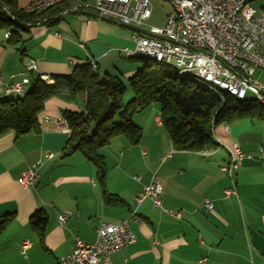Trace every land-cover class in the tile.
I'll use <instances>...</instances> for the list:
<instances>
[{"label": "crops", "instance_id": "crops-1", "mask_svg": "<svg viewBox=\"0 0 264 264\" xmlns=\"http://www.w3.org/2000/svg\"><path fill=\"white\" fill-rule=\"evenodd\" d=\"M32 1L17 0L23 9ZM130 33L111 21L67 13L54 26L31 27L24 34L22 53V45H9L0 30V96L17 97L5 96V87L21 80L12 76L30 61L37 66L33 74L48 77L67 76L76 66L95 62L100 74L128 79L137 72L122 51L134 45ZM132 98L130 94L125 100ZM80 110L53 98L38 116L39 133L16 137L9 131L0 136V216L16 214L0 235V264H58L73 251L77 237L92 244L102 223L116 224L132 212L138 217L130 224L137 241L112 254L113 264H264V123L218 125L214 137L220 147L180 152L157 121L158 104L136 113L133 120L143 130L140 143L132 145L121 136L102 149L108 189L125 202L108 206L95 166L79 152L63 154L71 133L61 123L64 112ZM234 144L247 157L230 178L223 167L229 161L226 147ZM49 153L53 157L48 158ZM37 162L41 165L34 185L22 188L19 178ZM155 174L168 212L153 208L150 199L137 202ZM233 186L237 195L227 196ZM206 199L213 202L211 211ZM37 211L48 216L44 244L30 226ZM62 214L67 216L64 225ZM26 240L32 245L24 256Z\"/></svg>", "mask_w": 264, "mask_h": 264}, {"label": "trees", "instance_id": "trees-1", "mask_svg": "<svg viewBox=\"0 0 264 264\" xmlns=\"http://www.w3.org/2000/svg\"><path fill=\"white\" fill-rule=\"evenodd\" d=\"M255 1L258 0H249L251 5ZM68 6L66 3L43 12L29 13L17 0H0V30L9 33L6 38L9 45H22L19 50L25 53L24 34L37 25H56ZM260 12H264V6ZM137 60H143L144 65L128 78L133 92L129 102L125 100L128 87L123 78L118 74H100L97 64L96 67L92 63L78 65L67 76H51L53 83L43 80L42 74L31 73L30 85L23 95L0 96V136L9 131L16 137L39 133L38 116L50 99L81 107L83 110L64 112L71 133L63 154L68 157L79 152L91 162L96 168L97 183L105 204L121 206L125 204L124 200L108 189L102 149L121 136L132 145L140 143L143 130L133 120L136 113L158 104L162 126L173 149L180 152L217 149L219 144L214 137V128L218 125L230 126L245 120L264 123V106L254 98H223L193 78L181 76L172 64L155 65L141 57ZM15 218V213L0 216V235ZM47 224L48 216L43 211L35 212L30 219V226L42 244Z\"/></svg>", "mask_w": 264, "mask_h": 264}, {"label": "built area", "instance_id": "built-area-1", "mask_svg": "<svg viewBox=\"0 0 264 264\" xmlns=\"http://www.w3.org/2000/svg\"><path fill=\"white\" fill-rule=\"evenodd\" d=\"M153 1L171 5L162 28L148 23L153 13ZM66 3L69 6L62 16L76 13L86 20L95 17L129 28L134 47L123 49L124 54L149 50L156 55H169L178 63L222 77L230 83V90L241 96H261L264 100V81L256 76L257 71L264 72V50L260 48V37L264 36H258V29H264V13H258L249 0H33L25 10L43 12ZM92 65L96 67L95 62ZM36 69L35 62L30 61L24 70L12 76L21 80L6 85L5 93L23 95V88L30 81L28 73ZM42 77L51 80L48 76ZM61 123L67 126L65 118ZM233 149L236 154L231 155L230 164L223 167L230 178H234L235 171L247 157L240 147L234 145ZM260 151L264 153V148ZM47 157L51 158L53 154L49 153ZM39 165L41 162L35 163L19 178L22 188L34 185ZM233 184L236 185L234 181ZM225 194L237 195L236 187ZM146 199L152 201L153 208L168 212L163 206V188L156 174L137 202L141 204ZM205 207L211 211L213 202L206 199ZM66 219V214L60 216L61 225ZM133 221H138L136 212L116 224L102 223L92 244L77 237L73 251L61 257L58 264H113L112 254L137 241L130 226ZM31 245L29 240L23 242L24 256Z\"/></svg>", "mask_w": 264, "mask_h": 264}, {"label": "bare ground", "instance_id": "bare-ground-1", "mask_svg": "<svg viewBox=\"0 0 264 264\" xmlns=\"http://www.w3.org/2000/svg\"><path fill=\"white\" fill-rule=\"evenodd\" d=\"M60 6L61 5H54L52 6V8H56ZM258 36H264V29H258ZM260 48L264 50V37H260ZM125 55L126 57H129V58L141 57L147 60L151 59L152 61L154 60V62H156L157 64H164V63L169 64V65L172 64V67L174 66V68H176V70L181 76H187V77L193 78L196 82H198L199 84H202L203 86L208 88V90H211L212 92L218 94L221 97L224 95V93H227V95L236 97L238 99L247 98V97L239 95L238 92H233L232 90H230V83L225 82L222 79V77L214 75L213 73H210V72H204V70H201L199 68H191L189 66L186 67L185 64L178 63L176 60L170 59L169 55H156L152 53V51H149V50L133 51ZM42 79L48 83H53L54 78L50 80L48 78L42 77ZM30 82L31 81H29L28 86L30 85ZM25 90H26V87L23 88V93ZM253 97L259 100L260 103L262 102L264 104L261 96H253ZM157 120H161V117L158 118Z\"/></svg>", "mask_w": 264, "mask_h": 264}, {"label": "rangeland", "instance_id": "rangeland-1", "mask_svg": "<svg viewBox=\"0 0 264 264\" xmlns=\"http://www.w3.org/2000/svg\"><path fill=\"white\" fill-rule=\"evenodd\" d=\"M252 5L258 10V12L259 11H261V7H263L264 6V0H258V1H255V2H252ZM171 11V5L170 4H168V3H165V2H162V1H159V2H156V1H153V13H152V17H151V19L149 20V26H156V27H164L165 26V24H166V22H167V19H166V15L169 13ZM262 13H264V12H260V14H262ZM73 14V13H72ZM75 14V13H74ZM61 17H62V15H60ZM48 21V20H47ZM130 38H131V33H130ZM133 47H134V45H132ZM132 47V48H133ZM127 48V47H126ZM123 49H125V48H123ZM125 59L127 60V62L131 65V67H133L135 70L134 71H138V70H140V69H142L143 68V65H144V61L143 60H137V58H129V57H125ZM149 60V59H148ZM151 63H154L155 65L157 64L156 62H154V60L152 61L151 59L149 60ZM30 63V62H29ZM28 63V64H29ZM27 64V65H28ZM26 65V66H27ZM174 65V64H173ZM185 66L186 67H188L187 66V64H185ZM26 68V67H25ZM24 68V69H25ZM34 71H36V70H34ZM34 71H31V72H29L28 74L30 75L31 73H33ZM260 73L261 72H258L256 75L257 76H259L260 75ZM18 75V74H17ZM44 76V75H43ZM123 80H124V82H125V84H126V86L128 87V90H127V92H126V95H125V97L126 96H128V95H130V94H133V92H132V89L129 87V83H128V79L127 78H124L123 77ZM260 80L261 81H264V76H262V75H260ZM24 93H25V91H24ZM23 93V94H24ZM6 94V93H5ZM7 95H10V94H7ZM18 95V94H17ZM18 96H20V95H18ZM224 97L223 98H225L226 96H229V95H227V93H224V95H223ZM236 98V97H235ZM247 98H254L252 95L251 96H249V97H247ZM238 99V98H237ZM254 99H256V98H254ZM223 100V99H222ZM240 100V99H239ZM257 100V99H256ZM259 101V100H258ZM260 102V101H259ZM263 102H264V100H263ZM261 104H263L262 102H261ZM159 106V105H158ZM263 106H264V104H263ZM219 144V143H218ZM234 145H236V146H238V147H240V145L239 144H234ZM234 145H232V146H228V147H226V149H227V151H228V153H229V161H228V163L225 165V166H227V165H229L230 164V162H231V155L233 156V154H236V152L234 151V149H233V146ZM221 145L219 144V147H220ZM262 148V147H261ZM260 148V149H261ZM264 148V147H263ZM240 149L242 150V148L240 147ZM203 153H204V151H202ZM206 153V152H205ZM263 155H264V153L263 152H261ZM171 155H168V156H166V157H170ZM40 166V165H39ZM39 168V167H38ZM227 173V172H226ZM38 177V176H37Z\"/></svg>", "mask_w": 264, "mask_h": 264}]
</instances>
